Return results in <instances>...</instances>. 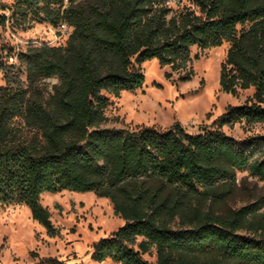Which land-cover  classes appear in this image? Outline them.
I'll return each mask as SVG.
<instances>
[{
    "label": "trees",
    "instance_id": "trees-1",
    "mask_svg": "<svg viewBox=\"0 0 264 264\" xmlns=\"http://www.w3.org/2000/svg\"><path fill=\"white\" fill-rule=\"evenodd\" d=\"M62 23L64 45L14 43L35 24ZM0 27L11 42L0 46V209L23 204L54 236L43 194L109 199L124 225L87 264H153L152 254L154 264H264V196L222 210L238 171L264 181V137L223 130L264 124V0H0ZM223 44L220 89H252L243 104L195 134L106 126L110 96L141 89L146 61L187 81L192 49Z\"/></svg>",
    "mask_w": 264,
    "mask_h": 264
},
{
    "label": "rangeland",
    "instance_id": "rangeland-1",
    "mask_svg": "<svg viewBox=\"0 0 264 264\" xmlns=\"http://www.w3.org/2000/svg\"><path fill=\"white\" fill-rule=\"evenodd\" d=\"M176 3L177 0H168L170 6ZM30 42L59 46L65 44L66 38L51 26L35 24L19 33L14 43H20L19 47L24 49ZM10 43L6 29L0 27V46ZM227 48L228 44L203 51L193 48L192 76L187 81L179 80L184 73L162 67L157 59L146 61L142 65L145 82L141 89L123 92L118 98L110 96L105 111L106 126H147L164 130L179 124L191 134L210 127L228 106L243 104L253 95L252 89L235 96L221 91L220 70ZM55 82V79L47 81L50 85ZM0 85H3L1 74ZM223 130L236 138L264 137V124L252 127L237 124L232 128L225 126ZM237 180L239 188L222 207L223 211L238 209L264 196V181L250 176L248 171H238ZM41 203L48 209L57 230L54 236L32 219L30 210L23 204L0 209V264H41L49 258L66 264H87L94 245L124 225L114 213L110 200L94 193H46ZM143 257L155 263L154 254ZM95 264L117 263L106 260Z\"/></svg>",
    "mask_w": 264,
    "mask_h": 264
},
{
    "label": "built area",
    "instance_id": "built-area-1",
    "mask_svg": "<svg viewBox=\"0 0 264 264\" xmlns=\"http://www.w3.org/2000/svg\"><path fill=\"white\" fill-rule=\"evenodd\" d=\"M56 30H57L58 34H60L61 37L67 38V36L70 34L71 28L66 23H62ZM9 62L12 64L15 63L16 57L11 56L9 58Z\"/></svg>",
    "mask_w": 264,
    "mask_h": 264
}]
</instances>
